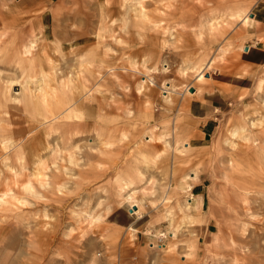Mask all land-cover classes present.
<instances>
[{"label": "rangeland", "instance_id": "374dc122", "mask_svg": "<svg viewBox=\"0 0 264 264\" xmlns=\"http://www.w3.org/2000/svg\"><path fill=\"white\" fill-rule=\"evenodd\" d=\"M260 15L0 0V264H264Z\"/></svg>", "mask_w": 264, "mask_h": 264}, {"label": "crops", "instance_id": "0c3cea01", "mask_svg": "<svg viewBox=\"0 0 264 264\" xmlns=\"http://www.w3.org/2000/svg\"><path fill=\"white\" fill-rule=\"evenodd\" d=\"M262 15H260V19H257L255 21L254 27H255V34L257 36L261 35L263 36L264 34V19H261ZM263 38V37H261ZM167 92H163V97L167 98ZM210 111V109H208L207 106H203L201 104V102H191L189 104V114L194 117V118H200L203 119L206 117L207 113ZM211 127V121L209 119H207L203 126H202V133L204 135H206L209 132V128ZM198 197L200 196L199 194L197 195ZM202 201L199 202L197 201V207H199L200 209L203 208V204H204V199H203V195H202Z\"/></svg>", "mask_w": 264, "mask_h": 264}, {"label": "water", "instance_id": "95a60500", "mask_svg": "<svg viewBox=\"0 0 264 264\" xmlns=\"http://www.w3.org/2000/svg\"><path fill=\"white\" fill-rule=\"evenodd\" d=\"M245 51H247V50H245ZM130 211V210H129ZM131 212V211H130Z\"/></svg>", "mask_w": 264, "mask_h": 264}, {"label": "bare ground", "instance_id": "6f19581e", "mask_svg": "<svg viewBox=\"0 0 264 264\" xmlns=\"http://www.w3.org/2000/svg\"><path fill=\"white\" fill-rule=\"evenodd\" d=\"M190 93H192V92H190Z\"/></svg>", "mask_w": 264, "mask_h": 264}]
</instances>
